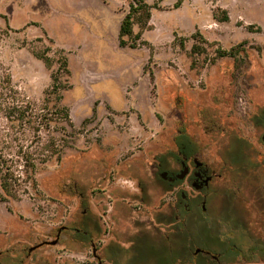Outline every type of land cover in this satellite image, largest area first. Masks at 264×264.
<instances>
[{
  "label": "rangeland",
  "instance_id": "rangeland-1",
  "mask_svg": "<svg viewBox=\"0 0 264 264\" xmlns=\"http://www.w3.org/2000/svg\"><path fill=\"white\" fill-rule=\"evenodd\" d=\"M132 1L0 0V264H162L182 250L180 192L194 191L160 178L179 169V129L212 164L223 148L241 158L242 139L264 184V0H144L148 25L122 46Z\"/></svg>",
  "mask_w": 264,
  "mask_h": 264
},
{
  "label": "flooded vegetation",
  "instance_id": "flooded-vegetation-1",
  "mask_svg": "<svg viewBox=\"0 0 264 264\" xmlns=\"http://www.w3.org/2000/svg\"><path fill=\"white\" fill-rule=\"evenodd\" d=\"M256 119L250 118L251 121ZM260 120L263 118L257 121ZM220 131H224V128L222 127ZM227 134L234 136L230 132ZM187 135L185 131L179 129L176 136V161L179 169L174 173L162 170L160 178L170 186L185 184L194 191V194L189 196L181 190L180 216H176L177 221L184 222L183 226L188 224L189 219L185 218V215H190V211H193L190 226L187 225L185 234L192 237L191 243L195 246L192 264H264V256L259 252L261 250L259 245L262 243L264 245V238L261 235L264 231V218H261L259 211L261 209L258 208L259 194L263 191L264 184L260 182L254 184L252 181L250 168L255 162L245 152L249 145L234 136L233 139L242 152L241 158L228 157L225 152L227 148H223L218 152L221 156L218 162L212 164L200 159L197 148ZM261 143L264 147V132L261 135ZM216 163L218 164L215 165ZM163 172H166L165 176H162ZM247 184H251L249 188ZM244 186L246 194L242 193ZM224 198L228 200V210L221 216L218 211ZM212 199H215L214 202ZM198 222L203 223L200 234L189 233ZM237 236L243 240L239 256L226 257L229 259L222 260V243H229L230 238ZM91 248V253L95 257L93 244Z\"/></svg>",
  "mask_w": 264,
  "mask_h": 264
},
{
  "label": "trees",
  "instance_id": "trees-1",
  "mask_svg": "<svg viewBox=\"0 0 264 264\" xmlns=\"http://www.w3.org/2000/svg\"><path fill=\"white\" fill-rule=\"evenodd\" d=\"M182 0H178L175 3V6H179L181 4ZM150 8L151 6L145 2L144 0H134L132 2L129 3V11L128 13L123 17L121 23H120V27H119V43L120 45H126L127 41L124 39L125 36L128 37H135V38H140L143 29L148 25L150 16H151V12H150ZM221 21H226L228 20V14L226 11H223V14L220 18ZM135 23H138L140 25V30L136 33H134L133 30V26ZM248 28H252L251 25L248 26ZM193 38H198L202 40V37L200 35L199 32H196L194 34H192ZM202 48L199 47L198 44H194L192 46V51L193 52H200ZM237 49V47H232L229 50H221L218 49L217 51V55L218 56H223L226 54H235V50ZM38 57H41L43 59V61L46 63V65H50L51 59L49 58V56L47 55H40V54H36ZM213 61L215 60V58L212 59ZM62 67L65 68L67 70V62L66 60H62ZM68 71V70H67ZM53 80H54V84L57 81V78L55 76H53ZM6 83L10 85L11 80L10 77L7 76L6 77ZM53 84V86H54ZM13 112L16 113L17 117H19L20 119H23L24 117V112H22L18 106H14L13 107ZM65 117H68V113H65ZM22 158L25 159V163H28V156L25 154L21 155ZM28 165V164H27ZM9 173L7 172V170L3 169V163L0 161V186L3 189V191L8 194L10 191V185L11 182L9 181ZM186 239H188V244L184 245L182 250H176V251H172L169 253V255L171 256L169 257H165L164 260H162V264H170L172 262L173 259H176V257H180L181 258V264H192V262L194 261L193 255L189 252V248H190V243H191V239L192 237L189 235H185L184 236ZM240 239V240H239ZM229 243H222V260H227L229 258L226 257H237L239 256V249H240V245H242L243 240L237 236V237H233L229 239ZM190 242V243H189ZM248 245V244H247ZM249 246V245H248ZM261 247V250L259 252H261V254L264 256V249H263V243L259 245ZM248 255V253H247ZM157 262V261H156Z\"/></svg>",
  "mask_w": 264,
  "mask_h": 264
},
{
  "label": "crops",
  "instance_id": "crops-1",
  "mask_svg": "<svg viewBox=\"0 0 264 264\" xmlns=\"http://www.w3.org/2000/svg\"><path fill=\"white\" fill-rule=\"evenodd\" d=\"M249 3L252 4V5H255V7L252 8L253 11H258L260 9V7H261V6L257 7V5L260 3V2H258V0H249Z\"/></svg>",
  "mask_w": 264,
  "mask_h": 264
},
{
  "label": "built area",
  "instance_id": "built-area-1",
  "mask_svg": "<svg viewBox=\"0 0 264 264\" xmlns=\"http://www.w3.org/2000/svg\"><path fill=\"white\" fill-rule=\"evenodd\" d=\"M63 257H76V254H72V253H65L64 255H62ZM78 258V257H77Z\"/></svg>",
  "mask_w": 264,
  "mask_h": 264
},
{
  "label": "water",
  "instance_id": "water-1",
  "mask_svg": "<svg viewBox=\"0 0 264 264\" xmlns=\"http://www.w3.org/2000/svg\"><path fill=\"white\" fill-rule=\"evenodd\" d=\"M183 173H184V171H183ZM166 175V172H163L162 173V176H165ZM181 175H179V177H180ZM56 243V240H53L52 242H51V244H55Z\"/></svg>",
  "mask_w": 264,
  "mask_h": 264
}]
</instances>
